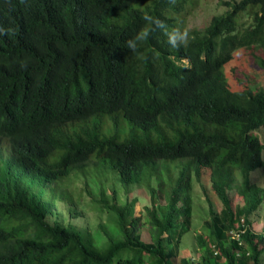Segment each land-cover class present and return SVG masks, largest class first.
<instances>
[{
    "label": "trees",
    "instance_id": "16d2710c",
    "mask_svg": "<svg viewBox=\"0 0 264 264\" xmlns=\"http://www.w3.org/2000/svg\"><path fill=\"white\" fill-rule=\"evenodd\" d=\"M200 2L0 0V264H264V234L251 222L264 89L233 90L225 74L237 51H264V0L225 1L189 30ZM146 23L149 37L137 39ZM173 27L189 36L175 48L164 31ZM255 58L264 69V55ZM91 165L147 187L144 219L137 199L93 189ZM203 170L222 209L210 206L196 261L179 259ZM81 175L106 217L91 228L77 224Z\"/></svg>",
    "mask_w": 264,
    "mask_h": 264
},
{
    "label": "rangeland",
    "instance_id": "374dc122",
    "mask_svg": "<svg viewBox=\"0 0 264 264\" xmlns=\"http://www.w3.org/2000/svg\"><path fill=\"white\" fill-rule=\"evenodd\" d=\"M225 1L235 0H201L199 6L187 16L188 29H204L215 15L222 14L227 10V7L223 6V2ZM263 55L264 51L253 49H241L234 54L233 61L225 67L227 81L233 90H241L244 85L246 87V84L252 86L254 89H264V69L259 67L255 58ZM263 134V131L258 133L264 143ZM91 169H93L92 165L89 166V170ZM105 172V170L101 169L91 170L89 182L92 184L93 189L99 191L98 187L103 185L107 188L108 195L113 196L114 191H116L117 197L121 201L137 199L135 206L136 216L144 219L146 208L152 204L150 191L147 187L141 184L123 186L119 180L113 177H110L111 179L108 180L105 179L104 176L107 175ZM251 183L261 188V202L257 209H254L251 213L252 226L255 231L264 234V169H258L251 173ZM85 187V178L84 175H81L75 181L74 189H76L78 194L83 195L82 203L86 205V209L82 211L81 208H78L83 214L81 219L77 221V224L91 228L92 225L96 226L100 219L105 222L106 217L101 216V213L92 201V197L89 193H85ZM232 192L236 202L243 204L244 194L239 192L235 187ZM194 193L196 197L194 224L191 233L184 238L185 246L180 251L179 259L187 258L196 261L198 258L196 234L202 232L205 220L209 218L210 206L218 213L222 209V203L214 193L209 170L202 171L200 181H196ZM142 238L144 240H150V235L146 228L142 229Z\"/></svg>",
    "mask_w": 264,
    "mask_h": 264
},
{
    "label": "clouds",
    "instance_id": "9594fccd",
    "mask_svg": "<svg viewBox=\"0 0 264 264\" xmlns=\"http://www.w3.org/2000/svg\"><path fill=\"white\" fill-rule=\"evenodd\" d=\"M143 19L146 22H150V21L156 22V26H164L163 21H161L157 17L152 16L149 13H144ZM151 30H152V25L146 23L145 26L141 27L140 31L137 33L136 38L147 40ZM164 31L167 37V41L172 45L173 48L177 47L180 44L186 43L189 39L188 33L186 31H181L179 27H173L170 30L165 29ZM128 47L133 49V53H137V49L135 48V46L131 41H128Z\"/></svg>",
    "mask_w": 264,
    "mask_h": 264
},
{
    "label": "built area",
    "instance_id": "2783aa9c",
    "mask_svg": "<svg viewBox=\"0 0 264 264\" xmlns=\"http://www.w3.org/2000/svg\"><path fill=\"white\" fill-rule=\"evenodd\" d=\"M240 233L241 231H234L233 234V238L236 240H240Z\"/></svg>",
    "mask_w": 264,
    "mask_h": 264
}]
</instances>
